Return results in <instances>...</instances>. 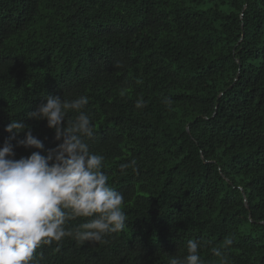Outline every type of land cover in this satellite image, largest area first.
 I'll return each instance as SVG.
<instances>
[{"label": "trees", "instance_id": "obj_1", "mask_svg": "<svg viewBox=\"0 0 264 264\" xmlns=\"http://www.w3.org/2000/svg\"><path fill=\"white\" fill-rule=\"evenodd\" d=\"M45 94L89 97L127 227L41 244L32 264H169L188 240L220 264L226 236L228 264H264V0H0V145L16 119L56 147L27 116Z\"/></svg>", "mask_w": 264, "mask_h": 264}, {"label": "clouds", "instance_id": "obj_2", "mask_svg": "<svg viewBox=\"0 0 264 264\" xmlns=\"http://www.w3.org/2000/svg\"><path fill=\"white\" fill-rule=\"evenodd\" d=\"M44 100L27 116L46 121L59 142L56 147L46 149L31 126L22 121L12 119L4 129L9 135L0 145V264H32L41 244L65 238L107 243L108 235L127 227L124 195L108 183L103 171L105 157L89 150L95 134L92 117L85 111L89 97L63 99L45 94ZM146 106L142 97L134 105L136 109ZM70 112L75 113L74 119H66ZM17 147L31 150L30 154L17 159ZM130 166L122 163L120 169ZM79 218L91 219L68 227ZM233 243L226 236L211 248L220 264H228L227 251ZM203 246L188 240L187 254L170 256L169 264H204L200 256Z\"/></svg>", "mask_w": 264, "mask_h": 264}, {"label": "water", "instance_id": "obj_3", "mask_svg": "<svg viewBox=\"0 0 264 264\" xmlns=\"http://www.w3.org/2000/svg\"><path fill=\"white\" fill-rule=\"evenodd\" d=\"M242 18H243V16H242Z\"/></svg>", "mask_w": 264, "mask_h": 264}]
</instances>
